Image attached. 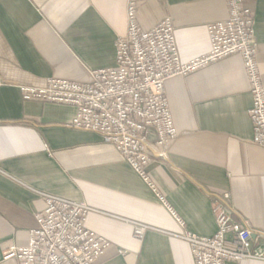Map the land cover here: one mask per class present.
Returning a JSON list of instances; mask_svg holds the SVG:
<instances>
[{
	"label": "crops",
	"instance_id": "1",
	"mask_svg": "<svg viewBox=\"0 0 264 264\" xmlns=\"http://www.w3.org/2000/svg\"><path fill=\"white\" fill-rule=\"evenodd\" d=\"M130 2L143 30L172 19L184 62L209 52L206 26L228 17L225 0H0V264H18L3 253L28 244L47 195L93 209L87 228L111 244L98 264H195L189 244L173 236L183 229L113 146L66 127L73 107L24 101L20 90L52 78L89 82L114 67ZM245 4L264 85V0ZM166 96L178 138L167 158L154 154L146 167L157 191L196 235L216 234L212 199L225 194L236 216L264 235V146L254 142L242 58L170 79ZM132 222L151 227L144 240Z\"/></svg>",
	"mask_w": 264,
	"mask_h": 264
},
{
	"label": "built area",
	"instance_id": "2",
	"mask_svg": "<svg viewBox=\"0 0 264 264\" xmlns=\"http://www.w3.org/2000/svg\"><path fill=\"white\" fill-rule=\"evenodd\" d=\"M228 17L209 23L210 50L191 61L181 60L175 27L166 17L149 30L138 22L137 5H128V29L117 39L116 64L92 73L89 82L48 79L42 88L21 87L24 101L53 103L75 109L66 127L99 134L113 146L176 219L195 264L264 261V235L256 234L229 206L230 194L212 199L217 232L202 237L187 229L151 181L146 167L152 155L167 158L178 138L166 96V82L187 77L225 59L242 58L253 105L248 114L254 142L264 146V85L256 61L254 14L245 0H225ZM49 150V149H48ZM46 207L35 216L28 244L12 246L3 260L18 264H98L110 242L86 226L93 209L56 195L46 196ZM133 235L144 240L151 227L132 222Z\"/></svg>",
	"mask_w": 264,
	"mask_h": 264
}]
</instances>
